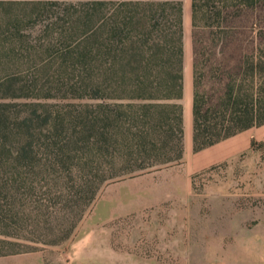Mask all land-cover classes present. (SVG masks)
Here are the masks:
<instances>
[{
	"label": "trees",
	"instance_id": "16d2710c",
	"mask_svg": "<svg viewBox=\"0 0 264 264\" xmlns=\"http://www.w3.org/2000/svg\"><path fill=\"white\" fill-rule=\"evenodd\" d=\"M262 1L192 0L196 152L264 124ZM6 5L0 9V257L69 238L105 183L180 163L185 152L181 0H90L65 8L0 0V8ZM50 7L57 10L45 31L59 36L42 54L37 43L47 33L32 38L27 24ZM247 12L254 16L249 34ZM75 15L86 27L78 63L66 44L65 25L73 28ZM231 47L241 52L228 67L219 54L226 58ZM70 67L83 81L77 95L99 100L77 116L50 103L68 97ZM58 80L64 84L57 89Z\"/></svg>",
	"mask_w": 264,
	"mask_h": 264
},
{
	"label": "rangeland",
	"instance_id": "374dc122",
	"mask_svg": "<svg viewBox=\"0 0 264 264\" xmlns=\"http://www.w3.org/2000/svg\"><path fill=\"white\" fill-rule=\"evenodd\" d=\"M4 1H55L65 8L64 4L90 0ZM181 1L184 8L185 86L180 103L184 109L186 148L190 122L193 131L194 49L192 0ZM8 7L11 6L0 9L5 12ZM57 9L47 8L37 23L27 24L29 30L33 29L32 38L47 33L42 41L37 40L42 54L51 53L48 42L56 41L59 36L54 30L45 31L44 26ZM259 13L264 16V9ZM253 17L250 12L243 16L248 25L243 30L248 34ZM81 18V15L72 18L76 21L73 28L65 25L68 30L66 44L70 56H74L70 60L76 63L75 52L84 46L82 39L86 33ZM59 42L65 45V41ZM43 43L46 44L43 46ZM240 52L231 47L226 51V58L220 54L219 57L231 67L237 64ZM57 66L58 63L54 68ZM66 74L65 84L58 80L53 85L58 89L64 84L68 97L54 98L50 103L64 106L75 116L95 108L99 100L77 95L83 93L80 72L70 67ZM108 102L114 103V100ZM184 163L183 158L180 163L105 183L69 238L57 244H33V249L20 254L43 255L48 264H207L201 260L205 259L208 246L215 239L237 238L240 215L258 213L264 208V145L255 146L230 163L192 175L187 173Z\"/></svg>",
	"mask_w": 264,
	"mask_h": 264
},
{
	"label": "crops",
	"instance_id": "0c3cea01",
	"mask_svg": "<svg viewBox=\"0 0 264 264\" xmlns=\"http://www.w3.org/2000/svg\"><path fill=\"white\" fill-rule=\"evenodd\" d=\"M263 141L264 124L244 130L196 152L193 148V131L190 122L184 152V167L190 175L203 172L232 162L242 154L252 151L253 142ZM237 223L238 237L215 239L208 246L205 259L201 261L207 264H264V208L258 213H242ZM0 264H48V262L43 255L12 254L1 256Z\"/></svg>",
	"mask_w": 264,
	"mask_h": 264
}]
</instances>
